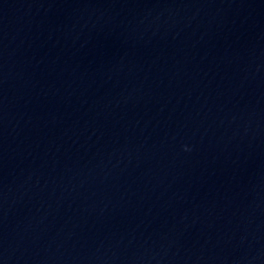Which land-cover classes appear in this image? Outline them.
Here are the masks:
<instances>
[{"label":"water","instance_id":"water-1","mask_svg":"<svg viewBox=\"0 0 264 264\" xmlns=\"http://www.w3.org/2000/svg\"><path fill=\"white\" fill-rule=\"evenodd\" d=\"M0 264H264V0H0Z\"/></svg>","mask_w":264,"mask_h":264}]
</instances>
